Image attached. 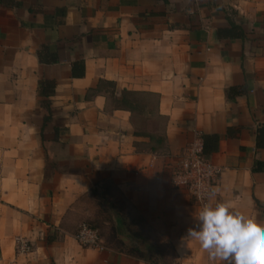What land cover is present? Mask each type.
<instances>
[{
    "label": "crops",
    "instance_id": "crops-1",
    "mask_svg": "<svg viewBox=\"0 0 264 264\" xmlns=\"http://www.w3.org/2000/svg\"><path fill=\"white\" fill-rule=\"evenodd\" d=\"M231 23L243 39L218 37ZM261 128L264 0H0V264H151L77 242L110 187L169 264H220L187 238L200 209L173 171L219 136L215 197L264 226Z\"/></svg>",
    "mask_w": 264,
    "mask_h": 264
},
{
    "label": "clouds",
    "instance_id": "clouds-1",
    "mask_svg": "<svg viewBox=\"0 0 264 264\" xmlns=\"http://www.w3.org/2000/svg\"><path fill=\"white\" fill-rule=\"evenodd\" d=\"M187 238L198 241L212 261L220 264H264V226L215 197L195 216Z\"/></svg>",
    "mask_w": 264,
    "mask_h": 264
},
{
    "label": "trees",
    "instance_id": "trees-1",
    "mask_svg": "<svg viewBox=\"0 0 264 264\" xmlns=\"http://www.w3.org/2000/svg\"><path fill=\"white\" fill-rule=\"evenodd\" d=\"M230 30L218 31V37L236 40L243 39L244 34L241 29H239L235 24L231 23ZM42 63H54L56 59L49 60L48 62H44L43 58L40 57ZM133 95L125 92L124 99L122 100L121 107L131 111L132 113H139V115H145V111L143 106L135 105L133 102ZM258 148H264V128H261L258 131L257 136ZM220 146V137L216 135H204L203 136V149L204 155L208 158L212 156L219 150ZM255 171L260 173L264 172V164L261 162H257L255 166ZM113 188H107L104 191L103 196L97 199L96 203L99 207H103L106 210H103L104 213L107 214V223L111 225V234L109 239L105 238L101 232V227L98 220L93 222L84 223L89 227L97 230L101 236V239L105 241V245L118 250L121 253L128 254L129 256L135 257L137 259L145 260L150 262L151 264H169V260L166 258L164 253L161 250L154 249L151 245V241L147 236L148 230L142 225L133 226L130 224L131 222V211L125 209L118 202H114L112 199L113 196ZM122 237H127L133 240H138L141 242L144 249L137 246H128ZM171 264V263H170Z\"/></svg>",
    "mask_w": 264,
    "mask_h": 264
},
{
    "label": "built area",
    "instance_id": "built-area-1",
    "mask_svg": "<svg viewBox=\"0 0 264 264\" xmlns=\"http://www.w3.org/2000/svg\"><path fill=\"white\" fill-rule=\"evenodd\" d=\"M222 170L204 155L203 144L199 141L187 150L177 162L172 175V183L177 189H185L199 209L216 190ZM77 242L86 248L103 249L99 232L83 224L75 236ZM18 250L22 254L30 252L27 240L17 239Z\"/></svg>",
    "mask_w": 264,
    "mask_h": 264
},
{
    "label": "rangeland",
    "instance_id": "rangeland-1",
    "mask_svg": "<svg viewBox=\"0 0 264 264\" xmlns=\"http://www.w3.org/2000/svg\"><path fill=\"white\" fill-rule=\"evenodd\" d=\"M149 121L150 122H146V124L144 125L145 126L144 128L147 130H150V131L156 130L162 124V122H159L156 118H150ZM162 127H163V124H162L161 128ZM84 208H86V210H89L91 208L90 215L87 218L85 217L86 219L83 217L84 220H82L80 222V224H84V223L93 222L95 220H98L97 222H99V224H100V227H101L100 229H101V232H102L104 238L109 239V236L111 234V225L106 222L107 221V219H106L107 214H106V212L104 213V211H103L106 209L103 207H99L97 205V203H96L95 207L91 206V207H84ZM82 213H84V212H82ZM86 215H87V213L84 216H86ZM161 246L165 247L164 249H161V250L164 253V255L166 256V258L174 261V257H175L174 251L171 248V246H169V243L167 244V242L164 241V242H162Z\"/></svg>",
    "mask_w": 264,
    "mask_h": 264
}]
</instances>
